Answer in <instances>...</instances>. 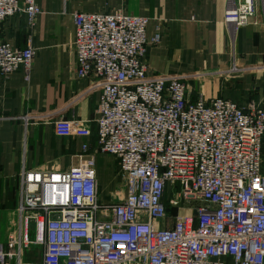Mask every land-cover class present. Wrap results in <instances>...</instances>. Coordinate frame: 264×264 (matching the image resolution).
Listing matches in <instances>:
<instances>
[{
  "label": "built area",
  "instance_id": "1",
  "mask_svg": "<svg viewBox=\"0 0 264 264\" xmlns=\"http://www.w3.org/2000/svg\"><path fill=\"white\" fill-rule=\"evenodd\" d=\"M258 3L228 0L224 23L237 33ZM42 13L38 0H0V22L24 14L32 31ZM73 19L77 75L101 90L97 148L67 171L20 173L18 223L0 242V264H264V108L192 101L179 78L151 75L148 50L162 32L149 41L147 17ZM35 53L31 36L25 49L0 43V75L23 68L29 79ZM98 153L124 176L112 204L100 201ZM181 204L190 213L171 216Z\"/></svg>",
  "mask_w": 264,
  "mask_h": 264
},
{
  "label": "crops",
  "instance_id": "2",
  "mask_svg": "<svg viewBox=\"0 0 264 264\" xmlns=\"http://www.w3.org/2000/svg\"><path fill=\"white\" fill-rule=\"evenodd\" d=\"M43 13L35 28L18 14L0 22V43L25 49L31 36L35 57L29 79L23 68L0 75V242L18 223L20 173L67 171L96 151L98 79L77 75L73 15L124 14L147 17V39L162 32L147 55L151 75L177 77L189 98L231 100L264 108V4L251 23L233 33L224 23L228 0H38ZM236 67V70H234ZM24 116H32L26 125ZM90 146L83 153V146ZM98 155V154H97ZM96 155L99 197H123L118 161ZM264 158V140H263ZM30 254H27L26 259Z\"/></svg>",
  "mask_w": 264,
  "mask_h": 264
},
{
  "label": "rangeland",
  "instance_id": "3",
  "mask_svg": "<svg viewBox=\"0 0 264 264\" xmlns=\"http://www.w3.org/2000/svg\"><path fill=\"white\" fill-rule=\"evenodd\" d=\"M98 155H99V156H100V155H103V156H104L105 154L98 153ZM98 155H97V156H98ZM172 196H173V190H172L171 187H169V188H168V191H167V197H168V198H171ZM192 204H193V203H192ZM194 204H197V203L195 202ZM186 206H188V205H182V204H181L180 207L173 208V211L170 212V215H171V216H176V215H178V214H182V213H184V214L190 213L189 209H188ZM170 226H171V225H170ZM39 256H40V254H39V252L37 251V253H32V254H30V256L28 257V259H29L30 261H34L35 259H38Z\"/></svg>",
  "mask_w": 264,
  "mask_h": 264
},
{
  "label": "trees",
  "instance_id": "4",
  "mask_svg": "<svg viewBox=\"0 0 264 264\" xmlns=\"http://www.w3.org/2000/svg\"><path fill=\"white\" fill-rule=\"evenodd\" d=\"M171 211H173V209H171V208H170V211H169V213H170Z\"/></svg>",
  "mask_w": 264,
  "mask_h": 264
}]
</instances>
